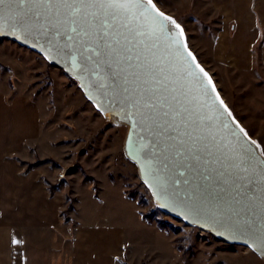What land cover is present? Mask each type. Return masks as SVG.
<instances>
[{"label":"water","instance_id":"1","mask_svg":"<svg viewBox=\"0 0 264 264\" xmlns=\"http://www.w3.org/2000/svg\"><path fill=\"white\" fill-rule=\"evenodd\" d=\"M156 7L169 16L157 4ZM143 8L152 11L151 6L142 5L133 21L137 26L152 23L140 15ZM152 17L167 26L165 33L136 37L128 43L121 30L122 34L109 37L116 49L110 54L84 36L85 31H91L86 22L74 25L63 16L44 17L27 28L12 27L5 21L0 38L43 56L75 79L86 99L105 118L128 127L125 157L137 166L141 181L159 209L226 243L248 247L264 258V240L260 239L264 227V180L252 170L255 160H264V154L257 143H252L253 138L240 131L241 123L224 110L226 106L231 112L211 74L189 47L185 31L180 34L183 28H176L155 12ZM73 27L78 28L79 35L71 31ZM141 40L143 43H139ZM125 45L132 50L126 51ZM94 48L100 54L93 52ZM129 56L132 59L125 58ZM151 63H160L164 72L149 69ZM146 80L149 83L145 84ZM156 80L163 84L156 85ZM153 87L156 92L147 90ZM162 87L166 88V101L159 95ZM147 103L156 104L157 109L146 108ZM164 111L169 112L168 117L161 115ZM152 112L155 118H145ZM173 116L175 123L181 124V132H191V137L160 126ZM233 150L252 157L248 172L241 170L243 165L233 166ZM153 169H159L170 184H175L184 204L161 195Z\"/></svg>","mask_w":264,"mask_h":264},{"label":"rangeland","instance_id":"2","mask_svg":"<svg viewBox=\"0 0 264 264\" xmlns=\"http://www.w3.org/2000/svg\"><path fill=\"white\" fill-rule=\"evenodd\" d=\"M154 2L183 28L189 47L211 74L231 114L264 153L261 43L241 54L245 56V64H241L238 55L227 50L236 31L224 29L222 17L208 0ZM0 86L4 92L13 91L39 106L40 135L26 139L19 156L25 162L46 160L38 167L47 172L55 190L62 192L64 219H70L76 208L83 221L99 222L104 216L123 220L130 229L132 248L128 254L132 264H264V258L248 247L226 243L158 211L137 166L125 157L128 127L105 118L78 84L43 56L0 38ZM21 121L22 131L32 130L28 127L31 119L23 116ZM125 197L133 201L127 203ZM144 213H154L155 218L168 221L178 230L143 223L140 215Z\"/></svg>","mask_w":264,"mask_h":264},{"label":"crops","instance_id":"3","mask_svg":"<svg viewBox=\"0 0 264 264\" xmlns=\"http://www.w3.org/2000/svg\"><path fill=\"white\" fill-rule=\"evenodd\" d=\"M208 1L224 29L236 31L226 48L239 63L245 64L241 54L255 49L258 41L264 51V0ZM4 91L0 86V264H132L130 229L123 220L83 221L76 208L64 219V196L59 188L50 192L53 181L47 172L20 163L26 139L40 135V109L30 98ZM23 116L32 120L31 131L20 129Z\"/></svg>","mask_w":264,"mask_h":264},{"label":"snow or ice","instance_id":"4","mask_svg":"<svg viewBox=\"0 0 264 264\" xmlns=\"http://www.w3.org/2000/svg\"><path fill=\"white\" fill-rule=\"evenodd\" d=\"M151 6V12L148 8H143L140 12V15L143 16L145 20H152V23L146 25L137 26L133 23L137 19V10L141 9L142 5ZM152 12L156 13V16L162 17L163 20L169 21L171 24L175 25L176 28H180V25L176 23L171 17L166 16L163 12H160L157 9L154 0H0V27H2L5 21L9 22L12 27H30L44 17H59L63 16L74 25H79L81 21L86 22L89 25L91 31H85L84 36H87L90 41L97 45L99 49H107L110 53H115L116 49L113 47L112 42L109 40V37L113 36L114 33L122 34L121 30H124L126 33L124 35V40L128 43H131L136 37L141 36H156L157 34H163L167 31V26L162 22L156 21L152 17ZM146 29V30H145ZM73 32H78L77 27L71 29ZM183 33V29H180V34ZM171 38V34H169ZM71 39V37H69ZM117 44L120 43L119 40L116 41ZM143 43V41H139ZM135 45H133L134 47ZM126 51H131V48H128L125 45ZM93 52H97V49H92ZM97 54H100L97 52ZM120 53H117L119 55ZM189 55L191 53L189 52ZM126 59H132V57H125ZM195 59V57H193ZM149 69H154L156 72L163 73L164 68L160 63H151ZM199 67V65H197ZM201 72L204 70L201 68ZM207 75V73H204ZM155 79V77H153ZM209 82H211L209 80ZM145 84L149 81H144ZM163 81L156 80V85H162ZM148 91L156 92L155 87L147 89ZM166 91L165 87L159 89V95L163 100L168 98L163 95ZM223 105V101H220ZM165 105L161 104L160 107ZM146 108H151L153 110L157 109L156 104L147 103L145 104ZM224 110L231 115V112L228 111L227 107L224 106ZM187 111V110H185ZM163 117H168L169 112L164 111L161 113ZM176 115H180L179 112ZM145 118H155V112L148 113ZM184 128L188 127V124L184 121L181 122ZM195 123V121H193ZM161 127H165V131L179 132L181 135L192 136L191 132H181V124L175 123V116L172 117V120H164ZM241 132L247 136V133L244 132V129H240ZM183 143V141H181ZM253 144H256L255 141H252ZM256 147L259 148L260 145L256 144ZM230 157L233 161V166L241 168L243 172H248L250 170V165L253 163L252 157L247 155H242L238 152H235ZM264 154V153H262ZM255 168L253 171H258L261 180H264V160H255ZM156 175L154 179L157 183V187L161 195L172 199L178 204H184L185 200L181 198L180 192L176 189L175 184H170L168 178L160 174L159 169L152 170ZM183 175V173H180ZM186 183V182H185ZM250 227V226H249ZM260 239L264 240V227L260 230Z\"/></svg>","mask_w":264,"mask_h":264},{"label":"trees","instance_id":"5","mask_svg":"<svg viewBox=\"0 0 264 264\" xmlns=\"http://www.w3.org/2000/svg\"><path fill=\"white\" fill-rule=\"evenodd\" d=\"M69 78L71 79V81L72 82H75V83H77V81L75 80V79H73L72 77H70L69 76ZM78 84V83H77ZM49 160V159H48ZM46 162V160H40V159H37L35 162H25V161H21L20 160V163L21 164H26V166H27V169H31V168H34V167H36V166H38V165H41V164H43V163H45ZM48 185H49V189H50V192L51 193H53V190H54V185L53 184H51V183H48ZM157 209H158V211H161V212H163L161 209H159L158 207H157ZM143 218L145 219V220H147V222H149V223H153V222H155L156 224H157V226L160 228V229H163V230H165V229H169V228H171V229H174V230H178V229H176L171 223H169L168 221H166V220H163V219H157V218H155V215H154V213H151V214H143ZM215 237V236H214Z\"/></svg>","mask_w":264,"mask_h":264}]
</instances>
